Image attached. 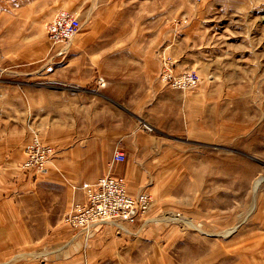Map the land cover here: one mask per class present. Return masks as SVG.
I'll return each mask as SVG.
<instances>
[{"label": "rangeland", "instance_id": "obj_1", "mask_svg": "<svg viewBox=\"0 0 264 264\" xmlns=\"http://www.w3.org/2000/svg\"><path fill=\"white\" fill-rule=\"evenodd\" d=\"M51 1L0 0V264H264V145L255 137L240 142L235 128L231 143L217 146L215 154L186 138L176 139L174 151L162 147L154 189L141 192L152 199L146 233L132 235L114 223L100 226H114L115 238L125 236L127 242L115 247L83 244L80 237L96 229L81 234L66 224L77 203L52 218L20 193L19 178L35 173L21 168L26 144L34 135L47 144L58 138L49 126L57 119L48 120V100H159L146 72L136 74L132 88L85 85L63 53L77 48L92 26L82 23L69 43L53 45L46 27L57 13L45 16ZM167 1V39L155 74L167 100H208L209 76L225 74L231 100L251 122L255 100L264 99V0ZM61 10L80 21L88 11L72 4ZM164 59L175 75L198 73L199 87L181 91L165 82ZM108 102L113 109L122 107ZM116 116L106 114L110 129L118 128ZM136 124L144 128L145 122ZM65 127L53 132L63 135L79 122L69 120ZM48 220L54 222L48 226Z\"/></svg>", "mask_w": 264, "mask_h": 264}, {"label": "crops", "instance_id": "obj_2", "mask_svg": "<svg viewBox=\"0 0 264 264\" xmlns=\"http://www.w3.org/2000/svg\"><path fill=\"white\" fill-rule=\"evenodd\" d=\"M68 4L85 7L88 11L81 21L92 26L91 31L81 34L77 48L63 53L69 58L71 72L78 73L85 85L102 82L114 89L132 88L136 74L146 72L151 76L154 98L159 100H48V120L57 119L49 126L52 136L58 137L48 145L55 148L56 155L47 174L34 173L17 182L20 193L36 203L33 209L41 215L55 218L68 213L75 203L85 201L84 189L104 176L125 177L132 196L153 190V169L158 167L161 148L174 151L175 141L182 138L202 143L209 154H215L217 146L231 143L235 128L240 142L255 137L257 145H264V99L255 100L256 114L249 122L247 112L242 114L236 107L239 102L231 100L225 74L209 76L208 100L193 96L167 100V90L156 83L155 75L161 67V42L167 39V0H52L45 16L53 17ZM145 40L153 42L152 48ZM108 101L121 109L111 108ZM120 112L127 113V118H119ZM106 114L117 115L118 128H109ZM69 120L78 121L79 127L63 135L53 132L63 129ZM137 120L145 122L144 128L137 126ZM118 151L127 156L123 164L113 162ZM52 222L48 220L46 225ZM110 226L99 227L80 239L90 246L96 242L104 247L108 242L114 247L126 243L125 236L113 237L111 227H115ZM146 226L145 222L121 224L123 232L137 236L146 233Z\"/></svg>", "mask_w": 264, "mask_h": 264}, {"label": "built area", "instance_id": "obj_3", "mask_svg": "<svg viewBox=\"0 0 264 264\" xmlns=\"http://www.w3.org/2000/svg\"><path fill=\"white\" fill-rule=\"evenodd\" d=\"M83 24L79 18L70 11L61 10L48 22L46 30L48 38L53 45L69 43L82 30ZM162 78L173 88L181 91L195 90L201 83V78L194 71H186L175 75L171 63L166 59L162 62ZM148 131L152 129L147 128ZM25 160L21 168L26 172H35L45 175L48 164L56 155L55 148L43 142L39 136L34 135L26 144ZM127 161L124 152L114 154L113 162L123 164ZM86 199L76 204L73 212L66 217V224L81 234L91 233L102 225L114 223L121 227L127 223L136 225L140 222L147 224V215L152 208V199L146 193L132 196L128 192L126 178L109 175L100 178L95 184L85 189Z\"/></svg>", "mask_w": 264, "mask_h": 264}]
</instances>
